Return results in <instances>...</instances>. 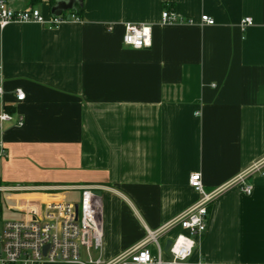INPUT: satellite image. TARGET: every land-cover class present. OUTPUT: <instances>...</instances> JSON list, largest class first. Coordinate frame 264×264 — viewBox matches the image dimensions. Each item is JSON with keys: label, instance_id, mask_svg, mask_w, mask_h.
I'll return each mask as SVG.
<instances>
[{"label": "crops", "instance_id": "1", "mask_svg": "<svg viewBox=\"0 0 264 264\" xmlns=\"http://www.w3.org/2000/svg\"><path fill=\"white\" fill-rule=\"evenodd\" d=\"M82 5V19L57 28L0 27L4 100L24 119L3 135L0 185L9 206L1 193L0 219L4 209L22 220L49 204H77L83 188H92L101 193L103 256L110 260L198 201L191 175L201 173L212 191L264 163V0ZM10 6L34 7L46 18L54 7L50 0ZM165 10L192 23L163 24ZM205 15L215 25L203 24ZM246 18L253 25L243 29ZM128 24L151 26V47L126 46ZM248 183L251 195L236 187L212 204L193 264H264V175ZM182 232L173 229L161 244Z\"/></svg>", "mask_w": 264, "mask_h": 264}, {"label": "built area", "instance_id": "2", "mask_svg": "<svg viewBox=\"0 0 264 264\" xmlns=\"http://www.w3.org/2000/svg\"><path fill=\"white\" fill-rule=\"evenodd\" d=\"M11 0H0V27L10 24H40L57 28L66 22L63 16L49 17L34 7L15 10L10 6ZM70 20H78L70 15ZM203 24L215 25V20L202 16ZM163 24L192 23L179 19L175 12L165 10L162 13ZM253 25L251 18L242 21L243 29ZM123 42L133 49L142 50L152 45V27L144 24H128L125 27ZM17 101L26 99L22 89L14 92ZM4 79L0 68V169L8 154L3 140L6 127L15 124L24 125V119L9 111L4 97ZM264 163L259 162L241 173L228 183L207 191L202 174L190 177V186L198 193V201L173 221L156 231H148L146 239L133 251H128L110 260L103 256L104 234L99 219L102 201L92 188H83L82 197L77 204L53 203L45 206L39 214L30 211L22 220H10L0 228V264H193L191 259L196 252V240H201L208 229L209 213L212 204L227 191L238 187L246 195H251L253 186L248 183L250 177L261 172L264 175ZM6 188L0 185V194ZM183 232L172 239L165 260V247L160 239L173 229ZM196 264H208L200 260Z\"/></svg>", "mask_w": 264, "mask_h": 264}, {"label": "water", "instance_id": "3", "mask_svg": "<svg viewBox=\"0 0 264 264\" xmlns=\"http://www.w3.org/2000/svg\"><path fill=\"white\" fill-rule=\"evenodd\" d=\"M81 4L79 0H57L56 5L52 8L51 15L53 17L61 16L65 11L75 10V5ZM70 19V15L67 16ZM98 196L101 195L100 192L96 193ZM172 245V240H168L165 246V252H168Z\"/></svg>", "mask_w": 264, "mask_h": 264}, {"label": "trees", "instance_id": "4", "mask_svg": "<svg viewBox=\"0 0 264 264\" xmlns=\"http://www.w3.org/2000/svg\"><path fill=\"white\" fill-rule=\"evenodd\" d=\"M30 1H31V4L33 6H35L36 4H40L42 2V0H30ZM55 1L56 0H50L51 6L55 5ZM80 1H81V4H79L77 6V9L75 11H73L72 14L77 16L79 19H82V17H83V5H82L83 0H80ZM9 111L11 113H13V111L10 108H9ZM1 210H2V206H1V196H0V215H1Z\"/></svg>", "mask_w": 264, "mask_h": 264}, {"label": "rangeland", "instance_id": "5", "mask_svg": "<svg viewBox=\"0 0 264 264\" xmlns=\"http://www.w3.org/2000/svg\"><path fill=\"white\" fill-rule=\"evenodd\" d=\"M20 182H22V181H20ZM7 197H8L7 193L4 192L2 194V201H4L5 209H7V207L9 206V202L7 200ZM5 209H4V214H3L2 218L0 219V228L2 226L1 222L3 223V222H6L8 220H12V219L17 218V216L15 217L13 213L9 214V213L5 212ZM165 254L171 257V255L169 253H165Z\"/></svg>", "mask_w": 264, "mask_h": 264}]
</instances>
